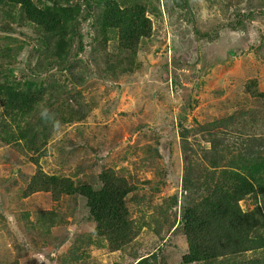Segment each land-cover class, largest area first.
Wrapping results in <instances>:
<instances>
[{"label": "trees", "instance_id": "obj_1", "mask_svg": "<svg viewBox=\"0 0 264 264\" xmlns=\"http://www.w3.org/2000/svg\"><path fill=\"white\" fill-rule=\"evenodd\" d=\"M255 5L263 9L252 11ZM203 9L223 13V20L208 19V24H202L209 28L202 30L197 25V13ZM164 13L176 14L177 29L183 25L184 31L191 29L196 41L213 43L226 28L251 32L253 42L260 43L257 48L264 42L263 28L246 24L248 18L255 17H262L264 23V0H0V139H24L33 144L41 141L44 145L57 131L60 120L73 124L87 119L92 106L88 107L89 101L78 88L86 89L92 79L103 81L107 88L116 87L119 77L130 81L143 70L139 52L155 37L153 17L163 19ZM14 32L27 36L26 44L32 45L23 66L18 68L17 58L25 41L10 38ZM87 35L90 41L85 42ZM11 40L15 43L10 44ZM83 57L86 64L76 65ZM175 61L186 69L194 65L191 59ZM17 70L21 78L16 76ZM50 71L69 72L76 84L51 83L46 87L39 83ZM259 76L245 81L244 93L264 105L263 77ZM164 79H169L168 72ZM172 79L177 83L176 77ZM235 102H239L236 97L225 100L223 109L229 108L228 112L191 129L202 133L208 145L200 153L189 145L190 130L180 132L185 191L181 193L180 218L171 220L172 209L179 203L176 192L166 200L168 206L153 209L162 217L155 225V237H147L161 243L171 234H182L186 250L180 258L175 254L174 259L161 256L156 248L162 245L144 248L143 230L151 225L144 218H134L129 206L132 199L144 206L142 200L154 197L162 180L133 182L127 169L100 165L99 157L92 160L95 172H86V164H79L69 175L48 173L34 159V172L26 174L27 184L19 190L18 199L42 192L57 204L51 210L39 209L36 219H29V242L19 243L14 257L0 250V264H35L40 255L59 264H75L91 258L95 251H107L106 255L119 252L123 264H264V137L242 140L221 133L242 125L241 134L254 135L252 129L258 124L264 135V114L252 116L254 113L234 107ZM117 103L115 98L112 106ZM187 106V111L193 108L192 100ZM48 107L56 109L57 118L51 116ZM75 135L77 138H71L65 133L58 140L60 158L73 150L68 147H74L73 153L85 147L78 128ZM113 143L121 145L116 140ZM140 150V165H153L159 147L146 144ZM139 168L134 164V171ZM158 174L163 176L159 170ZM142 190L147 194L139 196ZM130 195L143 199H130ZM249 201L254 207L245 210L243 203ZM73 203L80 205L71 208ZM79 210L87 212L84 218H90L91 227L72 239L70 232L62 234L63 228L70 224L68 217H75ZM0 222L10 225L7 213L0 212ZM73 226L75 232L81 227Z\"/></svg>", "mask_w": 264, "mask_h": 264}, {"label": "rangeland", "instance_id": "obj_2", "mask_svg": "<svg viewBox=\"0 0 264 264\" xmlns=\"http://www.w3.org/2000/svg\"><path fill=\"white\" fill-rule=\"evenodd\" d=\"M255 6L252 11L263 9V7ZM191 7L196 8L197 6L191 5ZM197 15L200 16L197 25L202 30L209 28L208 25L202 24L203 22L208 24V19L213 22L223 20V13L212 14L207 9L198 11ZM261 19L262 17L248 18L246 24H255L264 31V23ZM153 20L155 37L148 41L139 52L140 59L144 60L143 70L136 72L130 81L119 77L116 87L107 88L103 81L92 79L85 87L86 89L78 88L82 96L89 101L88 107L92 106L87 119L73 124H65L60 120L57 131L46 139L44 145L41 141L33 144L24 139H18V141L0 139V212L7 213L10 221L8 226L0 222V250L4 251L7 256L14 257L16 246L19 243L29 242L31 238L27 233L29 219L35 220L39 209L51 210L57 204L51 200L49 194L42 192L18 199L19 190L24 189L27 184L28 178L26 177L34 172L35 164L32 160L38 159V163L48 173L57 172L69 175L79 164H86V172H95V169H91L92 160L95 157L101 158L98 161L100 165L105 164L106 167L112 166L118 170L127 169L126 172L129 171L132 174L133 182L135 179L163 181L154 197L142 200L145 203L144 206H138L139 203L132 199L143 198H137L134 195L129 196L132 199L129 200V206L134 218L139 216L140 221L144 218L145 222L151 225V228L145 227L143 230L144 236L142 237L146 238L143 242L145 249L162 245L160 249L157 247L156 251H161V256L172 259H174L173 254L180 258L185 252L184 237L178 232L171 234L168 240L166 238L161 243L158 240L151 242L152 238H147L155 237V225H158L162 217L158 213L154 214L153 209L158 206H168L166 200L176 192L179 195V203L172 209L174 217H171V220L180 218L181 193H185L182 190L183 159L180 132L184 129L190 130L189 145L198 148L200 153L208 145L204 143L202 133H193L191 129L228 112L229 108L223 109L225 100L236 97L241 105L235 102L234 107L254 113L251 114L252 116L264 114V105H259L254 98L244 93L245 81L259 74L263 77L262 87L264 89V42L262 47L257 48L256 45L260 43L259 41L253 42L251 32L244 29L234 32L226 28L220 31L219 39L213 43L206 40L196 41L197 36L191 29L184 31V25L177 29L176 14L164 13L163 19L153 17ZM188 27L192 28L191 25ZM82 30L84 32L87 28ZM11 37L25 41L23 43L25 48L22 47L21 54L17 58L20 62L16 64L18 68V65L23 66L32 45L31 43L26 44L27 36H21L19 32L12 33ZM84 39L88 42L90 36L87 35ZM12 43L15 42L11 40L10 44ZM251 44H254L252 48H250ZM83 59L86 58H81L76 65H85L86 61ZM177 59L183 61L191 59L194 65L187 69L178 67L175 63ZM167 72L169 79L165 80ZM16 76L21 78L19 70ZM173 77H176L177 83H174ZM39 83L46 87L51 83L68 86L76 84L71 80V74L67 71L65 73L50 71L39 79ZM217 92H221V95H217ZM115 98H118V103L112 106ZM190 100L193 102V108L187 111V103ZM48 108L51 109V116L57 118L56 109ZM6 118L8 122H11L10 118ZM139 124H142L141 128H138ZM77 128L85 138V147H80L81 149L74 153V147H68L67 149L73 148V150L67 156L60 158L62 152L57 148L58 140L64 138L65 133H70L71 138H77L75 135ZM242 128V125H237L235 129L228 131L225 129L226 131H221V133L225 132L227 138L239 136L242 140L256 135L264 137L261 135L258 124L252 129L255 132L254 135L241 134ZM113 140L121 145L114 144ZM146 144L154 148L159 147V153L153 155L155 162L150 166L140 165L142 160L140 149ZM134 164L140 166L138 171H134ZM157 169L162 172L163 176L158 174ZM143 194H147V190L140 191L139 196ZM79 205L73 203L71 208ZM253 207L251 201L243 203L245 210H251ZM63 208L67 210V206ZM80 211L75 217L72 214L68 217L70 224L67 228H63L62 234L68 231L73 239L76 234L90 229L91 225L88 223L90 218H84L87 212ZM76 224L81 226L77 229L78 233L74 231L73 225ZM53 230L54 235H57V230ZM128 252L126 249V253ZM106 254L107 251H95L91 258L75 264H123L120 258L121 253ZM40 257L41 259L35 260V264H59L52 259H42V255Z\"/></svg>", "mask_w": 264, "mask_h": 264}]
</instances>
